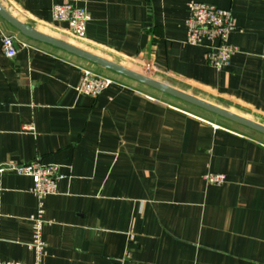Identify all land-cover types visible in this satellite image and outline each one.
<instances>
[{
  "label": "crops",
  "instance_id": "obj_1",
  "mask_svg": "<svg viewBox=\"0 0 264 264\" xmlns=\"http://www.w3.org/2000/svg\"><path fill=\"white\" fill-rule=\"evenodd\" d=\"M61 1L0 4L45 35L264 125V0H198L233 14L237 52L223 68L186 42L191 0H69L91 16L77 42L53 19ZM0 28L17 49L6 56L0 35V168L40 160L65 175L45 199L42 264H264L263 132L112 75L1 15ZM84 68L115 84L80 93ZM208 172L226 182L207 183ZM32 185L0 171V261L35 262Z\"/></svg>",
  "mask_w": 264,
  "mask_h": 264
},
{
  "label": "built area",
  "instance_id": "obj_2",
  "mask_svg": "<svg viewBox=\"0 0 264 264\" xmlns=\"http://www.w3.org/2000/svg\"><path fill=\"white\" fill-rule=\"evenodd\" d=\"M190 15L186 20V42L191 45H206L208 47L207 62L216 67L228 66L237 47L230 43L229 37L235 30L236 24L231 10L217 7L216 5L191 0L189 3ZM53 19L56 22L66 23L68 31L78 39H84L86 29L91 16L83 8L75 6L69 0L57 2L52 8ZM2 49L6 56L14 57L17 54L15 38L0 28ZM146 72L153 69L151 62H146ZM115 81L103 75L93 72L89 68L82 71L81 80L77 90L87 96L98 97L110 88ZM12 170L19 175L28 176L32 179V193L37 198V208L29 217L32 224V238L28 247L34 252L35 262L42 264L47 251V244L43 237L45 219V199L51 194L58 192L59 181L65 177L58 164H45L40 160L30 163L8 162L0 168V171ZM226 174L208 172L204 180L209 184L221 185L226 182ZM0 264H27L19 261H0Z\"/></svg>",
  "mask_w": 264,
  "mask_h": 264
},
{
  "label": "water",
  "instance_id": "obj_3",
  "mask_svg": "<svg viewBox=\"0 0 264 264\" xmlns=\"http://www.w3.org/2000/svg\"><path fill=\"white\" fill-rule=\"evenodd\" d=\"M0 15L6 20L8 21L12 26H14L16 29H18L22 34L33 38L35 40H39L51 45H54L56 47H59L61 49H64L74 55H77L81 58H84L86 60H89L95 64H98L102 67H105L109 70H112L114 72L123 74L125 76L131 77L133 79H136L142 83H145L147 85L153 86L159 90H162L164 92H167L171 95H174L182 100H185L187 102L193 103L195 105H198L202 108H205L207 110H210L216 114H219L221 116H224L226 118H229L231 120H234L236 122H239L245 126H248L250 128H253L255 130H258L260 132L264 133V125L253 121L251 119L245 118L239 114H236L234 112H231L225 108H222L220 106H217L215 104H212L210 102H207L203 99H200L194 95H191L187 92L181 91L179 89H176L172 86H169L165 83H162L160 81H157L151 77L136 73L120 64H117L115 62H112L110 60H107L103 57H100L96 54L90 53L86 50H83L81 48H78L72 44L69 43H65L62 42L54 37L45 35L39 31H37L36 29H34L32 26L22 23L20 22L18 19H16L15 17H13L8 11H6L2 5L0 4Z\"/></svg>",
  "mask_w": 264,
  "mask_h": 264
},
{
  "label": "rangeland",
  "instance_id": "obj_4",
  "mask_svg": "<svg viewBox=\"0 0 264 264\" xmlns=\"http://www.w3.org/2000/svg\"><path fill=\"white\" fill-rule=\"evenodd\" d=\"M71 37V39L72 40H74V41H78L76 38H74L72 35H70ZM110 73H112V75H116V74H118L117 72H114V71H112V70H108ZM106 74H108V73H106ZM118 76V75H117ZM114 77V76H113ZM115 78V77H114ZM176 102H178V104H180V106H182V107H184V108H186V109H190V110H194V111H199L198 109H196V107H194V106H192V105H189V104H187V103H184V102H182V101H177L176 100Z\"/></svg>",
  "mask_w": 264,
  "mask_h": 264
}]
</instances>
